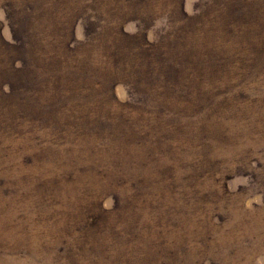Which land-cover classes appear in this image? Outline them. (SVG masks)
<instances>
[{"label": "rangeland", "instance_id": "1", "mask_svg": "<svg viewBox=\"0 0 264 264\" xmlns=\"http://www.w3.org/2000/svg\"><path fill=\"white\" fill-rule=\"evenodd\" d=\"M0 264H264V0H0Z\"/></svg>", "mask_w": 264, "mask_h": 264}, {"label": "trees", "instance_id": "2", "mask_svg": "<svg viewBox=\"0 0 264 264\" xmlns=\"http://www.w3.org/2000/svg\"><path fill=\"white\" fill-rule=\"evenodd\" d=\"M18 43H21V41H15V43L12 45L11 43H7V45L8 46H10L11 48H14V49H16L17 48V44ZM65 48L67 49V50H72V47H71V42L70 43H68L67 42V44H66V46H65ZM148 51L149 52H147L151 57L152 56H154V53L152 54L151 52H150V50L148 49ZM58 57H61V59H62V61L61 62H64V64L66 65L67 64V62H66V60H65V58H64V56L62 55V56H59V55H57ZM146 58H147V63H149L148 62V60H149V56H145V58H144V62H143V65H145L146 66V68H151V66L153 65H150V64H147L145 61H146ZM153 58V57H152ZM142 59V58H141ZM140 59V60H141ZM26 61V60H25ZM22 63H23V61H21ZM159 62V63H158ZM26 63L28 64V62L26 61ZM155 64L157 65V67H159L160 68V60H157V61H155ZM159 64V65H158ZM62 68H64V65L62 66ZM18 71H20V69H18ZM161 71V72H160ZM163 71H165L164 70V68H163ZM161 69L160 70H158L157 69V73H161V75L162 76H164L165 77V80L167 79V76H166V73L165 72H163ZM165 82V81H164ZM75 86V85H74ZM73 87H71V88H69V92H76V89L75 88H73ZM2 89V88H1Z\"/></svg>", "mask_w": 264, "mask_h": 264}]
</instances>
